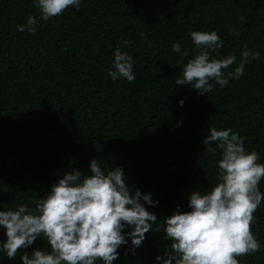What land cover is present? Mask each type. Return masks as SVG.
Returning <instances> with one entry per match:
<instances>
[{"label":"trees","instance_id":"1","mask_svg":"<svg viewBox=\"0 0 264 264\" xmlns=\"http://www.w3.org/2000/svg\"><path fill=\"white\" fill-rule=\"evenodd\" d=\"M29 15L38 19L34 34L17 30ZM39 15L33 0H0V210L34 207L66 172L90 174L96 158L103 171L120 167L130 188L150 193L157 204L145 207L162 224L174 210H190L193 189L217 184L221 152L202 142L213 127L237 132L264 163V0H82L46 22ZM192 31L218 33L223 47L210 58L235 53L226 71L245 47L260 56L238 80L223 88L212 81L213 91L200 94L175 84L199 52ZM117 49L133 58L131 83L107 74ZM254 215L261 248L240 264H264V200ZM127 239L114 264H156L170 243L149 231L133 254ZM36 248L50 251L38 237L14 259L0 252V264H22L21 254Z\"/></svg>","mask_w":264,"mask_h":264},{"label":"clouds","instance_id":"2","mask_svg":"<svg viewBox=\"0 0 264 264\" xmlns=\"http://www.w3.org/2000/svg\"><path fill=\"white\" fill-rule=\"evenodd\" d=\"M39 10V20L48 21L61 16L68 8L79 9L82 0H33ZM243 21L245 18L240 17ZM37 17L29 15L21 32L35 33ZM230 34L239 31L230 28ZM191 40L199 52L188 59L176 85H187L200 94L213 91L215 81L220 87L230 79H239L245 65L259 58L258 51L245 47L240 63L233 71H226L236 63L235 53L223 58H210V50L223 47L216 31H192ZM125 41V44H130ZM151 46V44H149ZM172 49L187 56L179 43ZM108 76L113 80L136 79L133 58L117 49ZM183 104V100L180 101ZM203 139L204 145L215 144L208 151L221 152L218 161V182L210 190L193 189L187 194L189 211L174 210L158 222L154 212L145 204L156 206L150 193L125 182L123 169L112 167L102 170L98 160H90V174L79 170L63 174L51 185L50 191L34 201V207L19 205L0 210V227L6 239L0 242V252L14 259L38 237L44 238L49 250L33 249L22 253V264H114L118 249L128 244L139 248L149 231H162L170 241L156 264H240L238 257L258 252L260 243L251 231L255 212L264 200L259 185L264 180V163L260 154L246 151L243 138L231 128H210ZM143 201V203H141ZM155 225V227H154ZM130 229L125 231V229Z\"/></svg>","mask_w":264,"mask_h":264}]
</instances>
